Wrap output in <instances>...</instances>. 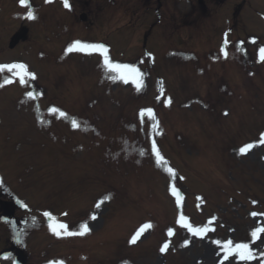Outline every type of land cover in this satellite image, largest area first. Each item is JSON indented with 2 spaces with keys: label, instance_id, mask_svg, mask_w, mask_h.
<instances>
[{
  "label": "rangeland",
  "instance_id": "1",
  "mask_svg": "<svg viewBox=\"0 0 264 264\" xmlns=\"http://www.w3.org/2000/svg\"><path fill=\"white\" fill-rule=\"evenodd\" d=\"M1 1L0 62L19 59L34 73L24 84L14 77V86L0 87V202H12L13 216L24 221L20 245L25 262L49 264L59 256L63 264H264V232L251 236L264 227V143H259L264 63L253 73L243 65L249 57L245 48L252 44L257 58L260 45L250 35L242 37L243 45L232 44L239 54L217 59L209 50L216 51L220 33L234 19L233 35L264 36L259 25L264 0H72V14L57 3L27 0L35 19L27 13L14 16L23 9L15 7V0ZM81 12L89 28L81 42L103 40L113 62L137 67L143 73L139 91L130 78L128 83L113 80L103 57L67 51L75 38L67 24L78 26ZM20 24L27 26V38L6 50ZM61 44L64 54L55 50ZM0 74L3 84L10 73ZM23 100L30 105L24 107ZM52 107L66 116L51 113ZM149 108L155 120L147 113L141 119V110ZM153 141L162 163L152 152ZM243 144L255 146L242 155ZM167 154L176 166L183 162L176 172L185 181L176 177L171 182L204 195L205 200L196 195V203L187 205L192 218L186 222L209 229L199 236L176 224L181 210L174 211L166 196L173 183L166 177ZM202 200L208 209L196 218L190 210L201 209ZM45 211L65 219L72 231L87 222L90 236H56L40 213ZM144 220L154 230L130 245L127 237ZM9 228L0 222L1 240L12 236ZM168 228L175 231L170 240ZM228 240L233 246L249 243L256 258L242 261L232 253L224 259L222 245ZM167 241L164 254L160 248ZM2 264H14L13 258Z\"/></svg>",
  "mask_w": 264,
  "mask_h": 264
},
{
  "label": "snow or ice",
  "instance_id": "2",
  "mask_svg": "<svg viewBox=\"0 0 264 264\" xmlns=\"http://www.w3.org/2000/svg\"><path fill=\"white\" fill-rule=\"evenodd\" d=\"M22 5H26L27 4V0H20ZM65 3V7H69L68 4V0H64ZM27 18L29 19H35V15L33 13L32 10H29L27 12ZM227 36V33L225 34V37ZM225 45L227 44V39H225ZM68 52H72V51H77V52H88L89 54L95 52V53H99L102 57H103V63L105 65V67L108 69V71L112 74H114L112 76V79H119L121 81H123L124 83H128L129 82V78L131 79V82L133 84L136 85V89L139 91L142 86H143V73H141V71L130 64H121L119 62H113L110 57L108 56V48L105 44L103 43H84L81 42L80 40H76L74 41L72 44L69 45V47L67 48ZM222 51L224 52L225 56H227V52L224 48H222ZM150 55V54H149ZM259 58L261 61H264V47L259 49ZM7 70L8 73H11L13 77H19V82L21 84H24L25 78L29 77V78H34V73H31L27 70V65L23 64V63H11V64H0V73H4V71ZM13 82L11 79H5L3 81V84H0V87H2L4 84H8ZM161 92H163V88H161ZM26 95L29 98L33 97V93L32 92H27ZM167 103L170 104L171 103V98H168ZM49 111L51 113L54 114H59V116L61 117H65L66 113L61 111L59 108L57 107H52L49 109ZM149 114V118L152 120H155V116L152 114L153 110L152 109H142L140 112V116L141 119L144 118L145 114ZM80 125L78 124V122L74 119L72 121V127L73 128H77ZM153 127L155 128V125H153ZM259 143H264V133H261L260 135V139H259ZM254 144H246L244 146H242L239 149V153L240 154H246L247 150H250L252 147H254ZM152 152L155 154V156L157 157V163H162L164 162V158L160 155V152L158 151L155 141L152 142ZM140 154H143V152L141 151ZM167 171L172 174L175 175V172L172 168H168ZM171 193L172 195H174L176 197V201L177 204H180L181 201V194L179 192V190L173 185L171 187ZM110 199V196H105L104 200ZM101 203H103V200L97 202L96 207L99 208ZM253 203H256L255 201H253ZM23 207H27V205L22 204ZM45 217H47L50 221L49 223V229L50 231H52L56 236L61 237H70V236H84L88 233H90L91 229L88 227L87 222H83L79 225V229L76 231H72L69 230V227L66 223H60L56 220V217H54L52 215L51 212L45 211L43 214ZM64 215H67L66 213H64ZM252 216H257L258 214L256 212L251 213ZM261 215H264V213H262ZM91 219L95 220L97 217L93 214L91 217ZM212 219H215V217H213ZM177 223H180L183 225V227L187 228L190 232H192L194 235H201L203 233H205L206 231H208L209 229L206 226H199V227H193L192 224L187 223L186 222V218L181 215L179 220L177 221ZM152 225L150 223H145L143 224L131 237L130 239V243H135L137 241V239L142 235V233L146 230L151 228ZM264 232V227H257L255 228L252 232H251V236L253 238L258 237L259 233ZM173 234V229L169 228L168 229V235L171 236ZM188 241H185V245H187ZM216 244L220 245L222 242L220 240L215 241ZM168 248V243L165 242L163 244V246L160 248L161 252L166 251ZM222 251L225 252V257L224 259L228 258L229 254L232 253H236L238 254V258L242 261H250L256 258V254L253 252V250L251 249L249 243H236L233 246V242L232 240H228L226 242H223L222 245ZM261 256H264V251H262L260 253ZM49 264H63L62 260H54V261H49ZM122 264H129L128 261H123Z\"/></svg>",
  "mask_w": 264,
  "mask_h": 264
},
{
  "label": "trees",
  "instance_id": "3",
  "mask_svg": "<svg viewBox=\"0 0 264 264\" xmlns=\"http://www.w3.org/2000/svg\"><path fill=\"white\" fill-rule=\"evenodd\" d=\"M235 10L237 11V8Z\"/></svg>",
  "mask_w": 264,
  "mask_h": 264
},
{
  "label": "water",
  "instance_id": "4",
  "mask_svg": "<svg viewBox=\"0 0 264 264\" xmlns=\"http://www.w3.org/2000/svg\"><path fill=\"white\" fill-rule=\"evenodd\" d=\"M16 39V37L14 38V40Z\"/></svg>",
  "mask_w": 264,
  "mask_h": 264
}]
</instances>
